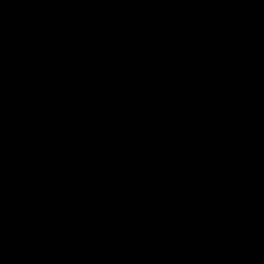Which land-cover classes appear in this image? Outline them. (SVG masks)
Masks as SVG:
<instances>
[{"label":"water","instance_id":"obj_1","mask_svg":"<svg viewBox=\"0 0 264 264\" xmlns=\"http://www.w3.org/2000/svg\"><path fill=\"white\" fill-rule=\"evenodd\" d=\"M0 264H264V0H0Z\"/></svg>","mask_w":264,"mask_h":264}]
</instances>
